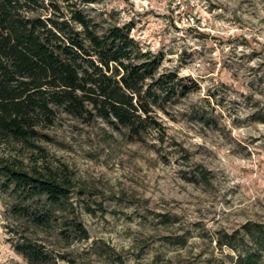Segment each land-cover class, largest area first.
<instances>
[{
  "label": "rangeland",
  "instance_id": "374dc122",
  "mask_svg": "<svg viewBox=\"0 0 264 264\" xmlns=\"http://www.w3.org/2000/svg\"><path fill=\"white\" fill-rule=\"evenodd\" d=\"M72 1L103 29L131 25L141 50L163 57L161 74L198 89L155 109L163 130L141 142L59 111L41 152L8 148L71 186L49 227L0 194V264H29L21 240L42 247L46 264H264V0Z\"/></svg>",
  "mask_w": 264,
  "mask_h": 264
},
{
  "label": "trees",
  "instance_id": "16d2710c",
  "mask_svg": "<svg viewBox=\"0 0 264 264\" xmlns=\"http://www.w3.org/2000/svg\"><path fill=\"white\" fill-rule=\"evenodd\" d=\"M132 29H103L72 0H0V194L14 199L21 219L51 226L56 211L67 208L71 185L47 170L28 171L5 153L8 148L41 152L36 143L59 111L87 124L99 119L141 142L163 130L155 109L165 114L170 102L198 89L174 73L161 74L163 57L144 53ZM68 225L87 238L81 224ZM255 228L264 248V230ZM232 240L226 238L228 246ZM14 247L29 264L47 262L44 249L31 241ZM252 256L237 264H254Z\"/></svg>",
  "mask_w": 264,
  "mask_h": 264
},
{
  "label": "built area",
  "instance_id": "2783aa9c",
  "mask_svg": "<svg viewBox=\"0 0 264 264\" xmlns=\"http://www.w3.org/2000/svg\"><path fill=\"white\" fill-rule=\"evenodd\" d=\"M182 20L183 22L189 23V18L186 15H183Z\"/></svg>",
  "mask_w": 264,
  "mask_h": 264
}]
</instances>
